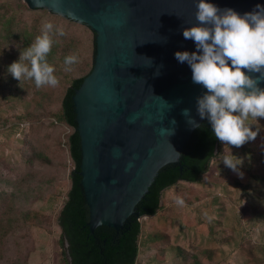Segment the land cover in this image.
I'll return each instance as SVG.
<instances>
[{
  "label": "water",
  "instance_id": "1",
  "mask_svg": "<svg viewBox=\"0 0 264 264\" xmlns=\"http://www.w3.org/2000/svg\"><path fill=\"white\" fill-rule=\"evenodd\" d=\"M22 1L30 10H45L94 34L91 71L71 97L80 143L78 175L88 230L107 227L118 233L131 217L139 218L136 207L159 171L178 165L203 121L197 98L207 90L193 83L190 66L174 55L196 51L183 31L198 26L199 0H59V9L48 0L40 7ZM205 2L241 16L264 6V0ZM258 87L264 89V81Z\"/></svg>",
  "mask_w": 264,
  "mask_h": 264
},
{
  "label": "trees",
  "instance_id": "2",
  "mask_svg": "<svg viewBox=\"0 0 264 264\" xmlns=\"http://www.w3.org/2000/svg\"><path fill=\"white\" fill-rule=\"evenodd\" d=\"M18 5L10 7L0 3V92L3 96L17 97L27 104L23 118L29 124L23 136L20 162L8 164L0 159V264H17L2 247L14 246L20 252L26 250L27 242L31 240V224L34 221L39 223L40 217L31 209V205L45 194L55 193L58 181L55 174L47 175L39 167L67 169L65 151L70 163L68 186L57 213L64 264H135L141 218L153 217L162 209L161 195L166 188L180 181L189 184L201 182L209 172L211 163L221 158L223 143L215 138L210 122L203 119L185 145L178 165L162 168L148 193L137 205L139 218L131 217L118 233L107 227L96 228L91 233L87 228L88 209L78 175L80 143L75 131L71 97L91 71L94 34L84 25L45 10L31 11L20 0ZM25 12L30 13V22L25 20ZM59 21L69 28H63L64 36L53 35L55 43L48 56V62L55 68V75L60 80L59 86L37 88L32 81L20 83L14 79L8 71L9 66L17 62L20 52L42 34L44 23L50 22L60 27ZM72 54L77 55L78 63L67 70L64 59ZM16 120L12 119L8 126L16 124ZM250 126L258 135L245 148L249 158L248 173L260 184V195L264 198V119L257 118ZM64 128L68 129L65 149L60 145ZM166 239L168 236L163 240ZM246 250L245 246L241 247L244 253ZM214 253L209 249L196 255L179 251L186 264H202L204 259L210 261ZM247 255L249 264H252L254 257Z\"/></svg>",
  "mask_w": 264,
  "mask_h": 264
},
{
  "label": "rangeland",
  "instance_id": "3",
  "mask_svg": "<svg viewBox=\"0 0 264 264\" xmlns=\"http://www.w3.org/2000/svg\"><path fill=\"white\" fill-rule=\"evenodd\" d=\"M0 3L16 7L19 0H0ZM30 17L29 12L24 13L27 22ZM58 24L61 28L68 27L61 21ZM26 107L19 98L3 96L0 92V159L8 164L20 162L23 136L29 124L23 118ZM15 118L16 124L8 126ZM64 130L60 136L63 149L68 133V129ZM251 142L239 148L223 144L221 158L211 163L201 182L180 181L162 192V209L153 217L141 218L135 264H186L180 250L196 255L206 249L215 253L210 261L202 260V264H249L247 254L254 257L252 264H264V198L260 195V184L248 173L249 158L245 148ZM224 155L241 161L236 172L224 165ZM64 156L67 169L39 167L47 175L55 174L58 181L55 193L45 194L31 205L40 217L39 223L31 224V240L26 250L2 247L17 264H64L57 226V213L68 186L70 167L66 151ZM177 197L184 201L182 206L176 203ZM242 246L246 247V253L241 251Z\"/></svg>",
  "mask_w": 264,
  "mask_h": 264
},
{
  "label": "clouds",
  "instance_id": "4",
  "mask_svg": "<svg viewBox=\"0 0 264 264\" xmlns=\"http://www.w3.org/2000/svg\"><path fill=\"white\" fill-rule=\"evenodd\" d=\"M33 2L36 7L43 5V0ZM48 2L59 9V0ZM196 7L198 26L183 31V37L195 43L196 51H177L174 55L178 62L190 66L193 83L207 90L197 98L201 119L210 122L218 141L239 148L258 135L248 121L264 119V89L258 87L264 81V6L257 5L243 16L232 9L222 11L205 0H199ZM67 16L75 19L71 10H67ZM53 35L64 36L65 32L50 22L44 23L42 34L9 66L14 79L20 83L32 81L37 88L59 86L55 68L48 62L55 43ZM76 63L75 54L64 59L67 70ZM246 73L259 75L253 78ZM183 114L188 116L189 111L185 109ZM189 123L195 124L192 120ZM223 163L236 172L241 161L224 155ZM176 203L182 206L184 201L177 197Z\"/></svg>",
  "mask_w": 264,
  "mask_h": 264
},
{
  "label": "crops",
  "instance_id": "5",
  "mask_svg": "<svg viewBox=\"0 0 264 264\" xmlns=\"http://www.w3.org/2000/svg\"><path fill=\"white\" fill-rule=\"evenodd\" d=\"M168 200H166V202H167ZM170 203H171V201H170Z\"/></svg>",
  "mask_w": 264,
  "mask_h": 264
}]
</instances>
